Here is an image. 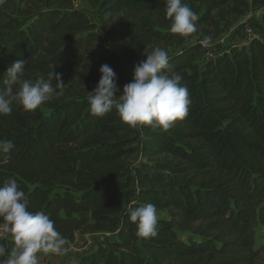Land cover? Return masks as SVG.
Instances as JSON below:
<instances>
[{
    "label": "trees",
    "instance_id": "16d2710c",
    "mask_svg": "<svg viewBox=\"0 0 264 264\" xmlns=\"http://www.w3.org/2000/svg\"><path fill=\"white\" fill-rule=\"evenodd\" d=\"M14 1L0 6V87L19 59L26 60L23 78L60 73L64 85L33 111L14 106L0 116V143L14 145L0 152V185L15 179L28 210L48 214L66 248L76 232L113 233L74 264H257L262 249L254 247V228L264 226V40L229 44L202 60L197 40L170 54L190 93L188 115L167 130L133 128L115 109L90 114L88 92L101 65L114 70L121 90L133 71L122 67L85 13L70 0H22L23 7ZM92 2L101 30L134 60L151 44L181 45L205 26L218 35L220 19L264 7V0H197L204 6L200 15L194 10L198 30L181 36L170 31L165 0ZM134 151L142 161L127 166ZM148 203L171 220L158 221V235L145 239L135 235L128 209Z\"/></svg>",
    "mask_w": 264,
    "mask_h": 264
},
{
    "label": "clouds",
    "instance_id": "9594fccd",
    "mask_svg": "<svg viewBox=\"0 0 264 264\" xmlns=\"http://www.w3.org/2000/svg\"><path fill=\"white\" fill-rule=\"evenodd\" d=\"M5 2L0 0V6ZM165 15L172 33L188 36L198 30L199 16L184 0H165ZM143 55L146 58L134 64L132 80L122 90L117 87L114 70L107 64L101 65L100 78L88 92L91 115L103 117L115 109L120 120L130 127L146 125L165 130L188 115L190 93L180 83L182 75L170 66L167 51L156 47ZM25 67L26 60L19 59L7 69L0 87V116L10 115L14 106L33 111L62 94V74L53 72L51 79L33 81L23 78ZM13 147L11 141L5 140L0 143V152L8 153ZM128 217L135 224L138 237L149 239L158 235L154 204L129 207ZM0 221V234H8L14 241L10 251L0 244V264H39L40 253L62 255L67 251L68 241L50 216L28 210L25 192L15 179L0 185Z\"/></svg>",
    "mask_w": 264,
    "mask_h": 264
},
{
    "label": "rangeland",
    "instance_id": "374dc122",
    "mask_svg": "<svg viewBox=\"0 0 264 264\" xmlns=\"http://www.w3.org/2000/svg\"><path fill=\"white\" fill-rule=\"evenodd\" d=\"M71 6L81 10L85 13L88 19L94 23L96 26V31L100 34L103 44L112 50L118 57L122 67L125 70H132L134 64L145 59L146 55L151 52L154 48L160 47L165 49L168 55L172 54L175 51H178L186 44L193 41H200L206 44V48H201L200 60L209 57L211 54L215 55L218 51H221L229 44H244L247 43V35L245 33L246 28H251L254 31V35L258 38L264 40V29H263V14L264 7L260 9H251L248 10L243 15L239 16H227L226 20L220 19L219 27L222 30L218 35H216V27H203V31L199 36H192L191 38H185L181 45L176 44H162L154 43L149 45L142 54L137 59H132L130 51L126 48L125 45H120L111 41L106 33L101 30V23L98 16V7L92 0H70ZM189 6L193 9H199V15L204 11V6L200 5L198 7L197 0H188ZM15 5L23 7L24 2L22 0H15ZM41 6V3H39ZM215 23L218 17L214 16ZM27 21V20H26ZM24 21V23L26 22ZM210 31L208 38H204V34ZM50 112L49 109L42 108V115L47 116ZM137 141L132 143L136 145ZM158 157H154L157 159ZM142 161V154L139 151H134L130 155L125 157V163L127 166L130 165H139ZM158 221H170L171 218L168 215L166 210H161L157 212ZM173 221V220H172ZM171 221V223H173ZM174 229L179 233V235L184 236V232L180 231L174 226ZM254 247L261 248L262 252L258 258L257 264H264V226L257 224L254 228ZM113 237V233L106 231L98 232H76L74 236L73 243L67 248V251L62 255L56 254H38L40 256L39 264H74L75 260L80 257L82 254L90 252L96 246L100 244H105Z\"/></svg>",
    "mask_w": 264,
    "mask_h": 264
},
{
    "label": "built area",
    "instance_id": "2783aa9c",
    "mask_svg": "<svg viewBox=\"0 0 264 264\" xmlns=\"http://www.w3.org/2000/svg\"><path fill=\"white\" fill-rule=\"evenodd\" d=\"M245 33L247 35V39L249 40L250 38L252 37H256L254 35V31L251 29V28H246L245 29ZM201 43V47L204 49L206 48V44L204 42H200ZM210 56H213L212 54ZM209 56V57H210ZM2 225V223L0 224ZM3 239H9L10 241H12L14 243V241L12 240L11 236L8 235V234H0V240H3Z\"/></svg>",
    "mask_w": 264,
    "mask_h": 264
},
{
    "label": "crops",
    "instance_id": "0c3cea01",
    "mask_svg": "<svg viewBox=\"0 0 264 264\" xmlns=\"http://www.w3.org/2000/svg\"><path fill=\"white\" fill-rule=\"evenodd\" d=\"M248 40V39H247ZM240 45H247V43L244 44H240ZM0 244H3L4 246H6V248L10 251L11 248L13 247L14 243L12 241H10L9 239H3L0 240Z\"/></svg>",
    "mask_w": 264,
    "mask_h": 264
}]
</instances>
